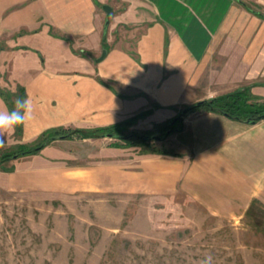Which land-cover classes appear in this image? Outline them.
Listing matches in <instances>:
<instances>
[{"label": "crops", "instance_id": "0c3cea01", "mask_svg": "<svg viewBox=\"0 0 264 264\" xmlns=\"http://www.w3.org/2000/svg\"><path fill=\"white\" fill-rule=\"evenodd\" d=\"M112 1L107 17L102 5L109 0H0L1 36L30 33L46 21L93 55L102 50L111 18L100 61L74 56L64 40L59 46L69 48V57L40 58L32 50L38 46L24 42L26 34L8 38L0 72L6 90L24 88L32 116L20 134L5 133V142L27 144L51 127L103 126L140 112L146 114L132 128L139 120L161 122L185 104L245 85L264 98V18L236 0ZM243 1L264 13V0ZM49 30L28 36L44 31L39 39L49 44ZM3 110L8 108L0 97ZM184 120L192 133L191 158L149 155L146 186L173 192L178 184L203 185L204 178L224 200L237 193L246 203L264 200V118L248 123L195 111Z\"/></svg>", "mask_w": 264, "mask_h": 264}, {"label": "rangeland", "instance_id": "374dc122", "mask_svg": "<svg viewBox=\"0 0 264 264\" xmlns=\"http://www.w3.org/2000/svg\"><path fill=\"white\" fill-rule=\"evenodd\" d=\"M47 27L53 37L49 44L39 39L44 31L28 36ZM53 27L41 21L30 33L0 35V51L8 38L26 34L24 42L38 46L32 50L40 58L69 57L59 40L67 41L76 57L95 61L101 55L103 48L93 55ZM4 80L0 72V88L6 90ZM195 111L206 112H186L175 130L144 150L118 147L120 141L109 136L64 137L50 141L37 156L2 161L0 264H200L207 255L213 264H264V200L246 203L240 193L224 200L204 178L203 185L178 184L173 192L144 183L149 155L191 158L192 133L184 118ZM155 123L139 120L135 128L143 131ZM19 145L15 138L6 141L0 158Z\"/></svg>", "mask_w": 264, "mask_h": 264}, {"label": "trees", "instance_id": "16d2710c", "mask_svg": "<svg viewBox=\"0 0 264 264\" xmlns=\"http://www.w3.org/2000/svg\"><path fill=\"white\" fill-rule=\"evenodd\" d=\"M236 1L243 5L250 12L264 18V13L252 8L245 1ZM106 28L107 25H104L102 37L103 49L108 48L105 43ZM63 38L68 39L66 37ZM98 80L101 81L100 78H98ZM0 97L4 100L8 110H11L17 97L23 99L25 98L24 88L20 85H17L14 92L0 88ZM194 109H203L206 111L216 112L235 120L254 123L260 120V116L264 114V102L258 101V98L252 94L251 85H245L237 87L231 91L203 99L201 104H197L195 102L186 105L181 110L183 113H178L175 116V121H172L174 119V117H172L171 119L155 123L151 128L144 129L143 131H138L137 129L132 128V125L139 117L146 114L144 112H140L131 118L119 121L117 123L103 126L85 128H71L63 126L51 127L40 133L33 143L21 144L17 147V149L1 154L0 163L4 160L11 159L12 157H18L25 154H34L46 146L50 141L56 139V137L59 135H64L65 138L109 136L120 141V144H116L118 147L142 146L144 150L151 141L161 140L167 137L173 130H175L176 125L181 122L182 116L186 112ZM21 131L22 125L15 127L16 134H20ZM112 144L115 146L114 143Z\"/></svg>", "mask_w": 264, "mask_h": 264}, {"label": "clouds", "instance_id": "9594fccd", "mask_svg": "<svg viewBox=\"0 0 264 264\" xmlns=\"http://www.w3.org/2000/svg\"><path fill=\"white\" fill-rule=\"evenodd\" d=\"M32 116V103L30 99L17 97L11 110L0 111V147L4 146L5 133H9L16 126L23 125ZM200 264H213L211 255H207Z\"/></svg>", "mask_w": 264, "mask_h": 264}, {"label": "water", "instance_id": "95a60500", "mask_svg": "<svg viewBox=\"0 0 264 264\" xmlns=\"http://www.w3.org/2000/svg\"><path fill=\"white\" fill-rule=\"evenodd\" d=\"M102 9L105 11L106 16L108 17V15L110 14V11H111L110 5L103 4L102 5ZM107 23H108V19L106 18L105 25H107ZM106 53H107V50L103 49L102 52H101V55L99 57H97L96 60L97 61L102 60L105 57ZM196 103L197 104H201L202 100H199ZM182 113H183V111L180 112V114H182ZM260 117H261V119L264 118V114H262ZM175 120H176V117H174V119L172 121H175ZM61 138H64V135H59V136L56 137V139H61Z\"/></svg>", "mask_w": 264, "mask_h": 264}]
</instances>
